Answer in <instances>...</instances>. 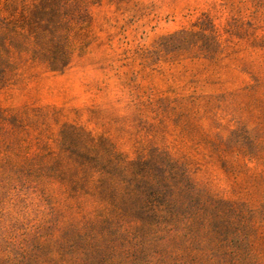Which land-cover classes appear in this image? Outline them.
Here are the masks:
<instances>
[{"label":"rangeland","instance_id":"1","mask_svg":"<svg viewBox=\"0 0 264 264\" xmlns=\"http://www.w3.org/2000/svg\"><path fill=\"white\" fill-rule=\"evenodd\" d=\"M82 1L0 88V264H264V0Z\"/></svg>","mask_w":264,"mask_h":264},{"label":"trees","instance_id":"2","mask_svg":"<svg viewBox=\"0 0 264 264\" xmlns=\"http://www.w3.org/2000/svg\"><path fill=\"white\" fill-rule=\"evenodd\" d=\"M87 5L82 0H41L31 6L25 5V0H0V88L7 85L9 72L14 68V52L24 54L31 51L34 59L48 63L53 72L65 69L69 64V53L64 44L68 37L62 30L71 19L81 18ZM113 157L107 151L104 155L93 156V161L96 166L114 172L119 170L125 175V164L117 169L119 166ZM109 175L110 178L101 181L104 200L111 204L117 219L137 221L141 210H136L133 205L139 196L118 193L115 176L112 172Z\"/></svg>","mask_w":264,"mask_h":264}]
</instances>
